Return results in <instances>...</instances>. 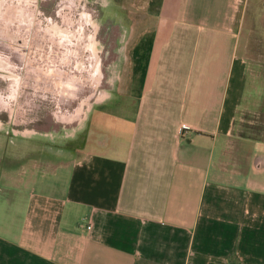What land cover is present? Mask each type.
Masks as SVG:
<instances>
[{
  "label": "crops",
  "instance_id": "1",
  "mask_svg": "<svg viewBox=\"0 0 264 264\" xmlns=\"http://www.w3.org/2000/svg\"><path fill=\"white\" fill-rule=\"evenodd\" d=\"M102 6L110 93L0 172V264H264V0Z\"/></svg>",
  "mask_w": 264,
  "mask_h": 264
},
{
  "label": "rangeland",
  "instance_id": "2",
  "mask_svg": "<svg viewBox=\"0 0 264 264\" xmlns=\"http://www.w3.org/2000/svg\"><path fill=\"white\" fill-rule=\"evenodd\" d=\"M101 1L0 0V172L21 173L41 156L50 162L66 153L88 112L109 95L107 64L115 44L108 37L118 27ZM56 35L64 67L51 73L35 66L39 58L29 42Z\"/></svg>",
  "mask_w": 264,
  "mask_h": 264
},
{
  "label": "flooded vegetation",
  "instance_id": "3",
  "mask_svg": "<svg viewBox=\"0 0 264 264\" xmlns=\"http://www.w3.org/2000/svg\"><path fill=\"white\" fill-rule=\"evenodd\" d=\"M12 40H21V38H18L17 36H12L10 37ZM25 39V37H23ZM22 41V40H21ZM31 45H29V48L31 52L33 53L32 55H36V57L39 58L38 64H35L36 67H41L43 70H50L51 73L54 72L57 73L58 71H62L64 67V61L62 59L61 54L59 55V52L61 53V48L62 44L58 42V39L56 38L55 40L46 38V40H32ZM15 51V50H14ZM20 52H17V62L18 66L17 68H20L23 64L21 61V55L19 54ZM40 56V57H39ZM36 59V58H35ZM43 63L44 66H41L39 63ZM48 73V72H47ZM6 111V110H5ZM4 111V112H5ZM8 111V109H7Z\"/></svg>",
  "mask_w": 264,
  "mask_h": 264
},
{
  "label": "built area",
  "instance_id": "4",
  "mask_svg": "<svg viewBox=\"0 0 264 264\" xmlns=\"http://www.w3.org/2000/svg\"><path fill=\"white\" fill-rule=\"evenodd\" d=\"M216 264H230V262L216 263Z\"/></svg>",
  "mask_w": 264,
  "mask_h": 264
}]
</instances>
